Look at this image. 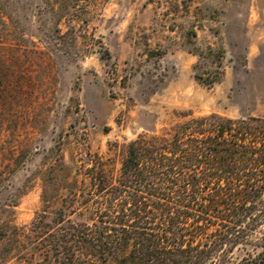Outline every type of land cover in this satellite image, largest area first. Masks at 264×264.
<instances>
[{
    "label": "rangeland",
    "instance_id": "1",
    "mask_svg": "<svg viewBox=\"0 0 264 264\" xmlns=\"http://www.w3.org/2000/svg\"><path fill=\"white\" fill-rule=\"evenodd\" d=\"M188 112L264 116V0H0V264H63L128 142Z\"/></svg>",
    "mask_w": 264,
    "mask_h": 264
},
{
    "label": "trees",
    "instance_id": "2",
    "mask_svg": "<svg viewBox=\"0 0 264 264\" xmlns=\"http://www.w3.org/2000/svg\"><path fill=\"white\" fill-rule=\"evenodd\" d=\"M110 186L63 264H264V116L182 113L128 142Z\"/></svg>",
    "mask_w": 264,
    "mask_h": 264
}]
</instances>
